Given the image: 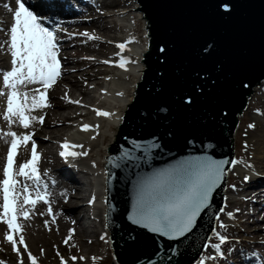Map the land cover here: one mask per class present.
I'll list each match as a JSON object with an SVG mask.
<instances>
[{
    "label": "bare ground",
    "instance_id": "6f19581e",
    "mask_svg": "<svg viewBox=\"0 0 264 264\" xmlns=\"http://www.w3.org/2000/svg\"><path fill=\"white\" fill-rule=\"evenodd\" d=\"M26 2L32 4L34 0H26ZM46 2L52 3V0H46ZM59 2L62 8L57 11L54 19L60 21L59 26L66 29L60 33L62 44L59 43L62 73L56 84L48 90V102L51 107L37 109L32 113L35 116L43 115V124L38 120L33 121L29 129H24L19 123L6 121L4 119L6 98L0 95V181L4 178L3 169L6 166L7 151L12 139L6 134L10 131L16 132L17 135L34 133L33 139L36 141L37 151L41 156L38 164L41 181L48 184L47 192L51 194L49 203L53 211L49 213L48 204L43 201H39L34 207L25 206L29 210V217L25 219L18 213V222L22 226V232L12 233L11 229L6 227V220L3 219V194L2 187H0V264H20L21 259L23 264H31L27 255L28 251L37 258L38 262L47 260L49 264H53L55 261L52 254L54 247L62 248L68 255L84 254V257L87 254L88 259L91 260L92 254H100L99 237L101 233L99 229L104 233L106 245L109 246L110 231L105 226L106 206L104 204L106 170L104 157L101 154L104 150L107 155L106 142L108 140L109 144L114 143L116 130L117 132L120 130L117 124L128 110L127 106L137 93V82L147 68L144 60L151 46L149 20L145 18L144 11L137 9L143 6L139 0H59ZM5 5L14 8L15 0H0V92L9 91L3 85L2 76L3 71L10 70L12 59L10 49L4 46L12 22V14ZM134 15L142 21L144 40L138 36V40L129 39L137 32ZM74 18L80 20L72 21ZM82 18L88 20L83 21ZM120 19L125 21H120ZM152 26L150 23L149 27L152 28ZM83 29L96 33L95 36L98 37L94 39L96 42L90 40L79 43L78 39L86 37L79 35ZM124 30L130 32L129 37L119 35L125 32ZM65 40L71 42H64ZM134 40H137V44ZM120 43L126 44L124 50L118 47ZM69 44L76 47V51H86V54L90 56L76 55L69 49ZM115 58H117L116 62L113 60ZM121 58L128 61L125 68L119 67ZM105 61L109 62L105 63ZM69 63L74 66L70 68L67 65ZM63 64L68 66L66 71ZM118 69H121L120 73L115 72ZM129 78L132 79L128 80ZM37 88L43 90L38 84L21 86L20 90L31 93ZM105 90L110 95L106 94V97H102V92ZM118 93H123V95H118ZM71 101H80V103H71ZM246 102L247 104L239 113L232 137L234 141L232 159L239 160L241 163L235 166L229 164L226 168L225 185L221 188L223 194L221 207L217 210L215 219L216 230L221 222L226 225V228H219L218 231L226 235L228 239L221 246L226 248L223 251L224 255L220 256L214 264H242V261L243 264H252V262L264 264V229L261 230L264 226V186L256 187L258 182L264 183V78L258 86L254 87L249 98H246ZM97 111H108L112 115L102 117L96 114ZM74 120L77 121V126L89 124L99 125V128L92 127L89 131H83L82 128L74 130ZM250 124H254L255 128H249ZM67 137L72 144L83 145L82 149L77 148L76 151L88 152L87 156L76 157L86 162V165L82 162L81 168L77 163L73 165L70 162L65 163L58 160L55 150L60 149V145L66 141ZM240 137L243 142L239 150ZM246 142L247 149L244 148ZM30 147L31 142L28 148L21 146L18 149L14 171L31 158ZM53 172L58 175V179L52 177ZM245 176H249V180L245 181ZM17 179L18 187L27 183L30 191L34 188L32 180L26 181L24 177H17ZM65 179H71L73 182L67 183ZM233 185L235 187H232ZM93 196H95V201L90 204L89 200ZM260 198L261 201L257 202ZM77 204L81 206L80 211L77 210L78 213L71 214L69 210L76 211L75 205ZM221 209L224 211H220ZM228 212L233 213L232 217L227 215ZM83 214H86L84 219ZM86 220H90L88 226L85 225V223L88 224ZM255 225L261 226L257 230L263 233L255 232ZM241 228L244 233H249L253 240H258L261 244L246 246L236 242L238 246L226 247L234 235H245ZM71 229H75V232L70 233ZM9 234L17 239L15 247L20 248L19 253L14 250V246L7 239ZM21 234L25 237L27 249L19 244L18 237ZM70 235L71 239L65 243L64 241ZM211 240L219 242L214 231ZM86 243L91 246L84 251L83 245L88 247ZM207 244L210 245L209 242ZM248 244L252 245V242ZM251 249L258 251L260 260L250 259L248 254ZM212 252L209 254L216 257L217 252ZM233 256L242 261L238 262ZM77 260H80V257ZM118 263L122 264L121 261Z\"/></svg>",
    "mask_w": 264,
    "mask_h": 264
},
{
    "label": "water",
    "instance_id": "95a60500",
    "mask_svg": "<svg viewBox=\"0 0 264 264\" xmlns=\"http://www.w3.org/2000/svg\"><path fill=\"white\" fill-rule=\"evenodd\" d=\"M139 2L143 6L137 9L145 12L151 36L144 60L147 68L112 143L109 160L130 148L133 139L160 147L152 149L147 163L127 160L114 168L108 162V222L122 264H193L214 227L224 180L187 241L181 238V254L173 255L171 262L168 247H176V242L128 219L132 182L138 173L150 174L189 155L232 159L239 113L264 78V0H238L230 17L218 13L220 0ZM160 47H166L167 53H161ZM241 80L246 87L241 86ZM189 96L191 105L184 103Z\"/></svg>",
    "mask_w": 264,
    "mask_h": 264
},
{
    "label": "snow or ice",
    "instance_id": "6c2138e0",
    "mask_svg": "<svg viewBox=\"0 0 264 264\" xmlns=\"http://www.w3.org/2000/svg\"><path fill=\"white\" fill-rule=\"evenodd\" d=\"M237 6L238 0H220L217 5L218 13L222 12L225 17H230ZM5 7L12 14V22L4 46L10 49L12 59L10 70L3 71L2 76L3 85L9 90L0 92V95L6 98L4 119L10 123H19L24 129H29L33 121L38 120L43 124L44 116H35L32 113L37 109L51 107L48 102V90L56 84L62 73L59 42L60 33L66 29L60 27L61 22L54 19L62 5L59 0H52V3H47L46 0H34L32 4L27 3L26 0H15L14 8L9 5H5ZM79 35L86 36L89 40L98 38L88 32L79 33ZM118 47L124 50L126 44L120 43ZM159 51L167 53L166 47H160ZM108 62L105 61V63ZM127 63L126 59L121 58L119 67L125 68ZM33 84L40 85L43 90L37 88L31 93L20 90L21 86L27 87ZM240 84L242 87L247 86L243 80L240 81ZM118 95H123V93H118ZM192 102L191 96L184 100L187 105H191ZM71 103L79 104L80 101H71ZM96 114L102 117L112 115L108 111H97ZM92 127L99 128V125L83 124L82 130L89 131ZM248 127L255 128V125L250 124ZM6 135L12 139L7 151L6 166L3 169L4 178L0 181L3 194V219L6 220V227L11 229L12 233H17L22 232V226L17 222L18 213L25 219L29 217V210L25 206L34 207L39 201H43L48 204L49 213H52L53 210L49 203L51 194L47 192L48 184L41 181L38 167L41 156L37 151L36 141L33 139L34 133L17 135L16 132L10 131ZM29 142H31V158L14 171L18 149L21 146L28 148ZM188 143L191 144L192 141ZM158 147L160 145L152 141L133 139L131 147L122 149L121 154L110 158L109 163L114 168H120L121 161L127 160H144L147 163L151 159L152 149ZM208 147L214 146L208 145ZM247 147L246 142L244 148L247 149ZM60 148L59 155L65 160L70 157L88 155L86 151L75 150L82 149V144L65 141L60 145ZM136 152H143L144 155L137 157L134 155ZM239 163L241 161L236 159L217 160L208 155H189L164 168L153 169L150 174L141 176L138 173L137 178L132 182L133 201L128 219L151 233L159 234L169 241L176 242V247L171 245L168 247V259L171 262L173 255L181 254L179 253L181 238L187 241L188 235L197 226L198 218L210 207L213 192L225 178L226 165L235 166ZM17 177H24L26 181L32 180L34 182L32 191L29 190L30 186L27 183L18 187ZM249 178V176H245L244 180L247 181ZM94 201L95 196L89 200V203H94ZM227 215L232 217L233 213L228 212ZM217 219L219 218L217 217ZM45 223L47 224V221ZM219 227L223 229L226 228V225L221 222ZM74 232L75 229L70 230V233ZM214 235L219 242L211 243L205 247L210 246L223 256L224 252L221 250V246L226 243L228 237L215 230ZM101 238L103 239V237ZM7 239L14 246V250L19 253L20 248L15 247L17 239L11 234L7 236ZM68 239H71V235L64 242L67 243ZM130 239L135 240L136 238L130 237ZM18 240L19 244L27 249L24 235H19ZM27 255L31 259V264H37V258L30 251L27 252ZM71 259L75 261L77 257L73 256ZM80 259H84V257H80ZM207 259L215 260L216 257L209 256ZM20 264H23L22 259ZM62 264H64L63 261ZM176 264H179V261H176ZM197 264H206V261L202 258L197 261Z\"/></svg>",
    "mask_w": 264,
    "mask_h": 264
},
{
    "label": "rangeland",
    "instance_id": "374dc122",
    "mask_svg": "<svg viewBox=\"0 0 264 264\" xmlns=\"http://www.w3.org/2000/svg\"><path fill=\"white\" fill-rule=\"evenodd\" d=\"M135 19H136V33H135V35L136 36H138L139 38H141V39H143L144 40V37H143V31H144V29H143V24H142V21L140 20V19H138V16L137 15H134L133 16ZM120 21H125V20H123V19H120ZM121 31H122V29H120ZM125 32H122V33H120L119 35H122V36H125V35H127V33H129L128 31H126V30H124ZM137 37V38H138ZM72 52H74L75 53V50H73ZM85 53H81V52H78V55H84ZM132 78H129L128 80H131ZM245 121V120H244ZM243 121V122H244ZM246 122V121H245ZM244 122V123H245ZM261 130H262V128L261 129H259V132H261ZM111 140V139H110ZM109 140H108V142H106V146H108L109 145ZM243 141H242V137H240L239 138V150H240V145H241V143H242ZM244 145V144H243ZM237 148H238V146H237ZM105 154H106V152L104 151V150H102V154H101V156L102 157H104L105 156ZM96 157V156H95ZM97 158V157H96ZM85 162V161H84ZM86 163V162H85ZM99 165H100V163H99ZM78 205V204H77ZM77 205H75L77 208H76V211L75 210H73V211H71V210H69V212L71 213V214H76V213H78L77 212V210L79 209L78 207L79 206H77ZM74 206V205H73ZM72 206V207H73ZM71 207V208H72ZM80 210V209H79ZM258 228H261V226L259 227V226H257ZM256 227V228H257ZM99 231H101L100 229H99ZM98 231V232H99ZM241 231L243 232V229H241ZM256 232H258V233H263V232H260V230H258V231H256ZM244 233V232H243ZM101 234H103V233H101ZM245 235H246V233H245ZM244 235V236H245ZM246 237V236H245ZM250 238H252V237H247V240H250ZM248 243H251V241H247ZM86 246H88V247H85V249H88L89 248V246H91L90 244H88V243H86ZM99 252H100V255H103L104 256V252H106L105 253V255H107V258H106V260L105 261H103V262H101L100 264H112L113 262H114V259H113V256H112V254H111V251L108 249H106V247H105V244H102L101 242H100V250H99ZM53 256H54V258H55V261H54V263L53 264H59V260L57 259V257H56V255H55V253H54V251H53ZM97 254H99V253H94V254H92V256H94V259H96L98 256H97ZM71 262V264L72 263H74V262H72V261H70ZM77 263V262H76ZM46 264H49V262H47ZM77 264H88V262H79V263H77Z\"/></svg>",
    "mask_w": 264,
    "mask_h": 264
}]
</instances>
